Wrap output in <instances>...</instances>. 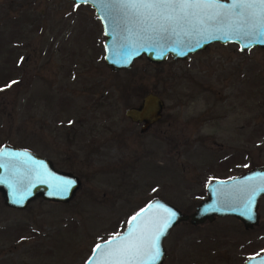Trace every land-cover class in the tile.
<instances>
[{"label": "rangeland", "instance_id": "obj_1", "mask_svg": "<svg viewBox=\"0 0 264 264\" xmlns=\"http://www.w3.org/2000/svg\"><path fill=\"white\" fill-rule=\"evenodd\" d=\"M103 39L87 4L0 0V144L79 180L65 202L11 209L0 196V264H83L147 200L190 213L205 181L264 163V48L211 43L187 60L140 56L112 71ZM148 92L163 109L139 132L123 111ZM208 229L175 224L162 264H239L264 243L225 231L216 244Z\"/></svg>", "mask_w": 264, "mask_h": 264}, {"label": "water", "instance_id": "obj_2", "mask_svg": "<svg viewBox=\"0 0 264 264\" xmlns=\"http://www.w3.org/2000/svg\"><path fill=\"white\" fill-rule=\"evenodd\" d=\"M74 4H87L98 19L104 39L102 41L103 61L112 71L131 67L134 59L144 56L152 63H158L167 56L172 59L187 60L189 55L204 49L211 43H234L240 51L251 47L264 48V37L251 43L247 38L225 36L222 32L211 36L193 35L192 37L173 36L159 41H146L135 35V29L126 31L124 26H116L106 14L104 0H69ZM231 4L232 0H220ZM163 109L162 100L152 92L144 94L136 105L124 109L123 115L131 122L140 123L139 132H144L150 124L158 121ZM67 183L65 190L56 187L57 183ZM79 187L77 176L68 171L54 168L51 161L26 148L0 145V196L4 206L22 209L34 198L40 197L51 202L69 200ZM206 198L200 200L190 213H183L172 204L154 197L136 210L128 219L122 231L115 234L118 238L128 236L137 226L151 221L150 226H167L157 240L159 255L154 264H162L165 251L163 238L179 222L201 223L212 216L244 217L254 213L259 196L264 194V167H256L240 176L227 180H213L205 185ZM137 220L129 223L133 216ZM109 237L98 242L83 264H108L106 253L112 240ZM100 245L99 248L96 246ZM242 264H264V253L249 257Z\"/></svg>", "mask_w": 264, "mask_h": 264}, {"label": "snow or ice", "instance_id": "obj_3", "mask_svg": "<svg viewBox=\"0 0 264 264\" xmlns=\"http://www.w3.org/2000/svg\"><path fill=\"white\" fill-rule=\"evenodd\" d=\"M103 6L117 27L135 29V35L146 41L221 32L251 43L264 37V0H232L231 4L220 0H104ZM56 187L65 190L67 183L60 181ZM150 225V220L145 221L128 236H113L107 242L108 264H154L159 255L157 240L167 223Z\"/></svg>", "mask_w": 264, "mask_h": 264}, {"label": "flooded vegetation", "instance_id": "obj_4", "mask_svg": "<svg viewBox=\"0 0 264 264\" xmlns=\"http://www.w3.org/2000/svg\"><path fill=\"white\" fill-rule=\"evenodd\" d=\"M132 123H134L136 125H140V123H135V122H132ZM152 124H150L149 127ZM139 128H140V126H139ZM37 155L43 156L40 154H37ZM248 163H249V165H245V166H241V164H242L241 161L238 164H235L236 167L241 168L239 170V172H237L235 174H232L229 176L214 177V178H211V179L205 181L203 183V186H202L203 196L201 197L200 200H202L203 198H206L207 192L205 190V185L210 183L211 181H213V180H227V179H230L233 177L240 176L243 173L248 172V171H250L256 167H264V163H252L253 165L249 161H248ZM194 207H195V205H194ZM262 209H264V194L258 197L257 202H256L255 212L246 214L244 217L239 218V217H234V216H215L214 215V216H212V218L210 220L205 219L201 223H197V224H191V223H187V222H184V223L187 224L188 226L190 225L192 227L207 226L209 228L208 229L209 232H206V234L210 237L211 236L215 237V239H212V242L216 241V244H218L220 240L218 238H216L215 235L221 236V235H223L222 233L225 231H226L225 233H227L229 235L234 234L236 236H241V237L255 235V234L257 236L264 237V211L262 212L261 211ZM262 253H264V243H263L262 247L257 248V250H255V251L251 252L249 255L243 257L241 259V261L239 262V264H242V262L245 261L249 257L259 256Z\"/></svg>", "mask_w": 264, "mask_h": 264}]
</instances>
